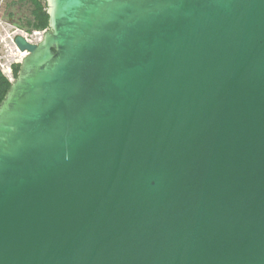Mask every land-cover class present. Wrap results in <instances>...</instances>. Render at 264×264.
<instances>
[{
    "label": "water",
    "instance_id": "water-1",
    "mask_svg": "<svg viewBox=\"0 0 264 264\" xmlns=\"http://www.w3.org/2000/svg\"><path fill=\"white\" fill-rule=\"evenodd\" d=\"M0 102V264H264V0H46Z\"/></svg>",
    "mask_w": 264,
    "mask_h": 264
},
{
    "label": "rangeland",
    "instance_id": "rangeland-1",
    "mask_svg": "<svg viewBox=\"0 0 264 264\" xmlns=\"http://www.w3.org/2000/svg\"><path fill=\"white\" fill-rule=\"evenodd\" d=\"M33 5L29 0H0V66L7 76L14 78L12 65L20 63L22 51L15 43L17 35L25 36L29 41L37 43L44 30H30ZM25 54V55H26Z\"/></svg>",
    "mask_w": 264,
    "mask_h": 264
},
{
    "label": "trees",
    "instance_id": "trees-1",
    "mask_svg": "<svg viewBox=\"0 0 264 264\" xmlns=\"http://www.w3.org/2000/svg\"><path fill=\"white\" fill-rule=\"evenodd\" d=\"M32 5V19L29 21L30 30H45L48 28L49 15L47 13L46 0H29ZM20 63H13L12 71L14 77L17 76ZM11 80L0 66V102L4 98L7 90L11 86Z\"/></svg>",
    "mask_w": 264,
    "mask_h": 264
},
{
    "label": "bare ground",
    "instance_id": "bare-ground-1",
    "mask_svg": "<svg viewBox=\"0 0 264 264\" xmlns=\"http://www.w3.org/2000/svg\"><path fill=\"white\" fill-rule=\"evenodd\" d=\"M25 54H26V53L24 52L22 55H24V56H25ZM24 56H23V57H24Z\"/></svg>",
    "mask_w": 264,
    "mask_h": 264
}]
</instances>
